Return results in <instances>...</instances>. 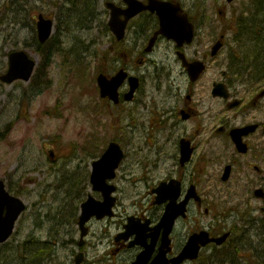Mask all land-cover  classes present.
<instances>
[{
  "label": "rangeland",
  "instance_id": "1",
  "mask_svg": "<svg viewBox=\"0 0 264 264\" xmlns=\"http://www.w3.org/2000/svg\"><path fill=\"white\" fill-rule=\"evenodd\" d=\"M70 1L76 0H0V75L6 71V55L10 50H29L38 61L36 74L30 83L18 82L6 86L0 82V137L4 135L0 139V181L4 180L7 185L10 182L15 184L13 192L28 206L16 225L12 245L30 243L31 235L36 241L50 240L52 244L55 242V250L46 257L47 264H75L73 258L79 251L77 241L80 240V233L76 222H65L64 211L72 207L78 215L81 202L90 193L86 179L92 161L100 157L110 141H117L127 157L115 182L120 190L124 207L121 214L124 215L114 219L113 222H116L111 227L106 222L92 224L85 252L87 264H125L131 260L132 253L126 251L115 255V259H107L104 256L110 251L107 242L121 227L117 223L125 224L128 216L148 213L154 220L160 217V207L152 206L151 191L167 173L158 159V133L147 125L146 129L142 127L143 132L128 134L133 136L130 140L119 109L99 103V93L96 95L94 92L96 76L99 72L112 74L116 70L110 53L112 36L95 25L80 32H70L73 28L70 25H66L70 31L63 30L68 9L77 10L85 6L81 3L71 7ZM95 1L104 7L102 0ZM60 4H64L66 9L61 10ZM33 12L55 17L57 22L52 40L46 46H36L32 50L31 47L36 45V28L35 17L33 19L29 14ZM52 51L51 61L44 63L43 58ZM66 51L73 53L70 58L66 57ZM182 81L180 79L176 84ZM161 89L160 95L152 85H144L141 89L138 100H143L146 108L140 106L139 123L151 117L153 111L161 112L164 85ZM90 106L95 109L93 112L89 110ZM52 149H55V162L49 160ZM210 149L214 153L220 151L214 145L207 148ZM217 168L218 165H211L205 172L215 185H219L220 170L217 171ZM78 181L82 182L79 191ZM219 191L212 194L214 200L203 195L220 211H215L213 219L202 216L196 223L193 216L191 224L188 222L177 227L174 238L176 251L184 244L190 231L200 225L206 229L214 224L217 229L233 225L244 228L242 221L246 219V213L255 220L264 219V201L252 199L249 190L234 188L227 191L220 186ZM253 208L256 210L253 211ZM192 213L195 215L196 210ZM227 215L229 221L225 223ZM104 225L109 227L107 231ZM33 230H37L36 235ZM103 231L109 232L108 241H103ZM71 239L73 243H69ZM242 239L218 252H229L236 259L239 257L242 264H264V240L259 236H252L248 241ZM251 242L253 246H250ZM238 245H243L246 251L238 248L236 252ZM5 249L0 248V259L10 252ZM214 251L205 249L198 261L185 264H210L213 255L214 260L221 262L222 254H214ZM17 252L15 249L12 257L0 260V264H18ZM215 264H218L217 261Z\"/></svg>",
  "mask_w": 264,
  "mask_h": 264
},
{
  "label": "flooded vegetation",
  "instance_id": "2",
  "mask_svg": "<svg viewBox=\"0 0 264 264\" xmlns=\"http://www.w3.org/2000/svg\"><path fill=\"white\" fill-rule=\"evenodd\" d=\"M164 1L179 5L183 10L180 17L187 16L188 24L181 20V25L174 28L183 36L178 43L161 34L152 45L150 42L160 29L156 14L143 12L128 22L124 42H117L112 51L117 72L123 69L136 76L141 86L129 102L125 99L130 91L126 81L119 90L116 106L135 118L133 128L146 129L149 125L158 133L160 163L164 168L171 164L162 181L179 180L182 196L191 186L196 187L202 200L190 202L188 217L180 220L184 222L192 208L196 209L197 218L202 210L210 217L216 208L210 207L203 195L220 192V186L227 191L264 190V0ZM114 2L121 10L127 8L124 0ZM195 64L203 71L193 81L189 69ZM180 79L183 81L176 84ZM142 83L153 85L158 91L164 85L165 96L161 112L151 110V117L142 120L141 125V114H136L140 106L145 107V102L138 100ZM233 132L240 135L244 152H238L232 141ZM183 144L193 149L186 166L180 162ZM210 145L220 151L207 150ZM211 165H218L219 185L205 173ZM228 167L229 177L224 181ZM214 226L204 228L213 238L223 235L224 230L233 234L232 227L222 231ZM200 228L191 233L203 230ZM116 244V251L128 248L122 242Z\"/></svg>",
  "mask_w": 264,
  "mask_h": 264
},
{
  "label": "water",
  "instance_id": "3",
  "mask_svg": "<svg viewBox=\"0 0 264 264\" xmlns=\"http://www.w3.org/2000/svg\"><path fill=\"white\" fill-rule=\"evenodd\" d=\"M130 4V8H133L136 3H134V1L132 0L129 1L127 0ZM148 8H150L148 6ZM140 9L137 10V12ZM154 10V7H153ZM137 12H131L128 16V19L130 17H133L137 14ZM160 15H162V13H160ZM110 25L115 33V35H118L119 40H122L124 38V30H125V24L122 26L121 24H118L117 21L115 20V18H113V20L110 22ZM43 30H42V36L41 39L44 41L46 40V38L49 35L50 32V23L49 25H43L42 26ZM11 71L8 73L7 77H5L6 81H13L14 79H18V78H24L25 80L29 79V76L31 75V71L33 69L34 66V62L28 60L27 56L24 53H17V55H13L11 57ZM125 78V74H123L122 72L118 73V75L116 77H114L111 81L110 80H106V78L104 76H99L98 81L101 87V92L103 94V96H110L112 99L116 100L117 98V89L119 88V86L123 83ZM136 86H133V89ZM111 148L108 152V154L105 156L107 157L108 155L111 157V159L108 161V163H106V158L105 160L101 161L100 163L96 164L94 169V174L92 176V179L94 180V182L96 184H98L99 182L101 183V186H97V188L99 190H102L105 192V196L107 199V202L109 201L110 198V194L113 190V187L110 188L108 187L104 182L106 181V178H112L114 176V174L111 173L113 166H117L118 163L120 162V160L122 159V154L119 151V147L116 146L115 144H111L110 145ZM190 158V154L188 153L187 157L182 160V163L188 161V159ZM108 164V165H107ZM172 189H175L178 192V188H176V186H172ZM161 191L162 189L159 187L157 188V191L159 193V197L158 200L159 202H164L166 200H168V198L172 199L173 201L176 200L177 194L176 192L174 193L173 196H168V197H162L161 195ZM176 194V195H175ZM258 195H262V192L259 191L257 193ZM7 208L8 212L7 214L4 216L3 215V210ZM25 206H23L22 202L19 201L16 198H12L9 195H7L4 191V186L2 184V182L0 183V242L5 241V239H7L11 233L14 230V223L15 221L18 219L19 214L24 210ZM98 211V210H97ZM168 213L165 215V217L163 218V223H161L160 226H163L165 228V236H164V248L169 246V240H168V236L170 234V231L172 229L173 223L175 222L174 219L177 216H180V214L185 215V203L180 204L179 206H170L168 208ZM103 212H106V203H104V210ZM227 237V234L220 238V239H214V240H210L208 239L206 234L203 235H195L192 237V239L190 240V244L188 245V247L182 252V256L178 257L177 259L172 260L173 264H180L182 263V261H184L185 259H196L199 256V251L201 249V245H206L208 243H211L213 241H216L218 243H222L225 242V239ZM167 251H169V249L165 250L162 249L159 259L155 262H153L152 264H169L166 261V253ZM151 253V251H149V254ZM141 261V260H139ZM138 261V262H139ZM138 264V263H136ZM143 264V263H140Z\"/></svg>",
  "mask_w": 264,
  "mask_h": 264
},
{
  "label": "trees",
  "instance_id": "4",
  "mask_svg": "<svg viewBox=\"0 0 264 264\" xmlns=\"http://www.w3.org/2000/svg\"><path fill=\"white\" fill-rule=\"evenodd\" d=\"M238 248H241L243 251H246V249H245V247L243 246V245H238L237 247H236V252H237V249Z\"/></svg>",
  "mask_w": 264,
  "mask_h": 264
}]
</instances>
